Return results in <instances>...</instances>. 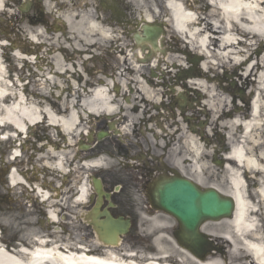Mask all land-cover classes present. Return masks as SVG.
Listing matches in <instances>:
<instances>
[{"label": "bare ground", "instance_id": "6f19581e", "mask_svg": "<svg viewBox=\"0 0 264 264\" xmlns=\"http://www.w3.org/2000/svg\"><path fill=\"white\" fill-rule=\"evenodd\" d=\"M6 1L0 0V12L3 10ZM143 1L145 10H142V13L144 20L155 21L165 18L162 16L167 14L168 18L163 20L168 24L171 31L180 38L175 39V41L180 43V40H182L189 51H198L197 53L203 58L199 68L195 69V71L199 69L197 72L201 74V79L187 81V86L182 95L189 102L188 96L189 93H192L189 92V88L200 91L201 94L199 95L204 100L201 105L198 102H196V105L203 107L204 112L209 110L213 113V108L217 106V109H219V103H222V109L220 108L222 114L216 121L222 120L221 125L226 131L227 140L233 143L228 153L226 165L223 167L228 187L226 190H221L217 186L206 184L203 180V173L206 169L200 163L203 156L202 147L194 135L190 136L187 143L188 152L192 157L189 168L196 174L195 178L190 179L200 187L216 189L222 194L230 195L235 199L236 211L234 217L230 221H224L227 224V228L219 234V237L230 242L233 249L231 254H235L234 258L239 264H264V234L255 217L258 209L256 205L251 204L246 198L245 191V175L249 171L258 177L257 194L264 201V181H262V176L264 175V52L260 57H254L250 53L245 61H235V56L248 52L257 44L260 49L264 47V0H212L211 5L203 4L200 8L192 7L188 0H166L163 6L159 4L160 1L156 0L158 2L156 7H152L149 0ZM28 4L30 5L31 2ZM46 6L51 11L48 2ZM86 6L88 7V5ZM209 8H213L212 11ZM204 11L207 14L205 17H201L200 14L201 12L204 13ZM60 17L57 19V16L56 21L72 32L73 38L69 36V39L76 43L85 40L89 41L87 35L91 39L97 36L103 39L112 38L110 29L100 19L96 18L91 10H85L84 15L69 11ZM212 18H215L217 22L212 23ZM42 34L43 32L40 30L37 35L31 36L29 40L32 43H39L38 37ZM81 34L85 36H81ZM236 35L242 36L243 40L238 41ZM3 45L0 43V48ZM176 46L179 49L181 48L179 44ZM243 48L248 50L244 51L242 50ZM13 55L18 60L23 59L30 62L33 60V58L23 56L17 51ZM167 58L171 59V56L168 55ZM51 61L56 71L63 69L59 56H55ZM217 61L221 62L222 67H228L227 65L231 64L234 65L233 68L244 66L247 63L241 69L243 73L239 75L238 79L243 81L244 87L252 86L253 88L249 111L247 108L242 107L240 101L233 100L231 103H227L228 98L224 95L227 92L225 88L222 87L221 89L219 87L216 89L213 85L208 84L212 82V79L206 74L213 69V65L217 64ZM165 65H168V62ZM132 69H135V67L133 66ZM251 77H255V83L251 81ZM50 79L51 77H45L47 84H50ZM126 81L101 82L102 84L96 85L92 91H85L84 93L86 94L83 98L82 94L74 92L77 96L72 94L74 99L70 102L66 101L65 109L58 112L45 105L42 101L28 99L21 89L14 90L6 80L0 55V125L3 128L4 139L9 138L8 135L11 133L20 136L19 132L24 133L31 126H38V122L41 121V124L46 123L50 129H56L60 137L66 136L71 141L76 135L83 133V129L80 127L84 124L83 118L85 116L89 115L90 117L101 113L108 116L109 119L112 116L118 117V122L122 121L125 126L118 130L116 128L118 122L113 121L112 128L115 132L123 135L126 133L127 127L130 126V115L128 118L124 110L117 109L116 100L111 96L110 86L113 84L114 88H116L119 84H122L121 90H125L124 86L134 87V90H138L144 97L146 104L150 102L148 99L154 93L156 95L158 93L153 88L155 85L151 84L150 81L148 86L144 83L140 85L139 81L133 78H126ZM136 84H139L137 89H135ZM244 94L242 98H245ZM131 97L134 98L133 96ZM155 98L156 96L153 95L152 99L154 101ZM77 99H79V102ZM132 101L134 100L132 99ZM164 107L163 105L162 108ZM144 110L146 114L148 110ZM211 122L213 121L211 120ZM46 139L47 145L42 146L43 155L40 156V159L52 161L49 166L50 169L52 168L51 170L54 172L65 175L67 173L66 162H68V156L63 151H55L59 148L58 143L53 142L49 137ZM8 140L11 141L10 138ZM65 143H67V139ZM48 147L50 148L49 150H47ZM18 153L19 151L15 150L11 153V156H17ZM75 159L77 158L74 157ZM107 164L108 162L105 159L99 157L76 167L74 172L103 168ZM9 174L11 186L14 188L22 185L27 187V183L20 177L21 172L13 169ZM91 190V184L83 178L76 190L75 203L85 204ZM39 194L41 197L47 196L41 191H39ZM49 217L51 222H54L53 224L57 221L59 222L55 211H50ZM29 226H31L30 223H28L27 228L29 230H26L24 240L30 241L29 244L33 243L31 251L21 249L15 255H11L0 247V264H144V262L146 264H170L173 262L174 256H176L162 251L160 245L157 244L158 252L154 256L141 257V260L125 261L121 257V252L117 251L119 245L116 247L103 246L99 242L98 244L102 246L101 255H90L86 253V249L76 248V243L70 246L53 245V243L47 245V241L42 240L43 238L35 237L36 231ZM202 232L208 235H215L206 224L202 227ZM80 250L84 252H80ZM240 251L244 253L242 259L236 256ZM181 252L189 256L195 264H223L219 260L211 259L205 262L198 261L192 258L185 250L181 249ZM179 263L186 264L183 260H179Z\"/></svg>", "mask_w": 264, "mask_h": 264}, {"label": "rangeland", "instance_id": "374dc122", "mask_svg": "<svg viewBox=\"0 0 264 264\" xmlns=\"http://www.w3.org/2000/svg\"><path fill=\"white\" fill-rule=\"evenodd\" d=\"M25 1L26 0H18V3L21 6ZM128 1L131 5V9L135 11L136 16L141 19L143 15L142 10H145L143 3L144 1ZM158 1H160L159 4L163 6L164 0ZM189 1L194 2L195 0ZM47 2L49 8H51V11H49L48 7L46 6ZM87 3H89V6H91L93 2H91V0H38V4L36 5L34 2L31 10L37 8L41 10V18L44 23L41 25L24 21V19L20 17L21 12L17 7L16 2H14L13 0H7L4 4L3 10L0 12V43H2V45L4 44L3 47L0 48V55L3 63V69L5 71V77L9 76V79L12 81L14 75H16L15 73H17V76L22 79L23 84L28 82L26 86L23 85L20 87L22 88V93L28 99L42 101L45 103V105H48L50 108L58 112L59 110L63 111L65 109L67 103L66 101L70 102L72 99H74L73 97L76 95L74 92L82 94L83 98L86 94L84 93L85 91H92L93 88L98 85L96 83L99 81V77H102L100 74H97L98 72L109 73L110 75L113 71L121 73L120 70L117 71V68L119 67L117 64H114L115 68L113 69L111 68V65H107V63L111 64V62H109L110 60H116L115 54H113L112 52L104 53L105 47L98 46L100 43L106 45L110 39H103L100 36L91 39L89 35H87V39L89 41L85 40L81 41L80 43H76L69 39L70 37L73 38L72 32H70L67 27L62 25L60 22L56 21L57 16V19H59L61 18L60 16L68 13L69 11H72V13L76 14L80 13L82 15L85 14V10H91L92 13H95L92 7L86 6ZM149 3L152 5V7H156V4L158 2L156 0H149ZM203 4H209V0H196L194 2V7L200 8ZM209 9H211L212 11L213 8ZM206 14L207 12L204 11V13L201 12L200 16L205 17ZM211 22L214 23L217 22V20L215 18H212ZM44 25L45 27L50 29L49 33H46ZM40 30L43 32V34L39 35L38 37L39 43L36 44V46L32 45L31 41H29L28 38L37 35V32ZM82 35L83 34H81V36ZM239 38L243 40L242 36ZM12 41L13 43H17L16 46L15 43L13 45ZM17 46L25 47V50L28 49V54H23L21 51H19V53H22L21 55H24L26 57L33 58V64L27 63L22 59L18 60L13 55L16 51L18 52V49L15 50ZM180 46L181 48H183L182 43H180ZM242 50L247 51L248 49L243 48ZM195 52L197 53L198 51H192V53ZM263 52L264 47L260 49L258 48L257 44L248 52H244L242 55L235 56V61H245L250 53L254 57H260ZM168 55H172L171 59L175 60H170L169 62V64L172 63L173 65L177 64L175 63L176 61H178L176 57H181L180 53ZM55 56H59L61 59V66L63 68L61 71H56L53 68V62L51 60L55 58ZM182 61L183 60H180L179 62H181L182 64ZM246 64L244 66H237L236 68H233L234 65L231 64L227 65L228 67H222L221 62L217 61V64L213 65V69L207 72L212 80L217 76L221 77L222 86L227 89L229 88V90H227V93L224 94L228 98L227 103H231V101L233 100L232 94L234 92H236L237 101V97H239L240 91L244 92L247 97L251 98V95L253 93L252 86L244 87L243 81H240L238 79L239 75L243 73L241 69L245 67ZM26 67H28V69H25ZM19 68H22V73L18 72ZM145 68L146 70H148L147 66ZM170 71L173 75L176 73L173 68H170ZM19 73H21L22 76ZM45 77H51L50 84L46 83L47 81L45 80ZM126 78H133L134 80H137L136 74L132 76L125 75L122 79H120V75H118L116 78V82H118L119 80L126 81ZM104 80H106V78H104ZM109 81L112 82L113 80L109 78ZM251 81L255 83V77H251ZM88 83L90 85H88ZM143 83L147 85L144 81ZM232 84H236L234 89L231 88ZM137 86L138 85L135 86V89H137ZM215 87H217V85ZM20 88H16L14 84V90H18ZM126 90L128 89L126 88ZM178 90L182 89L179 87ZM133 91H136L133 92L132 95H134L137 100L134 104H130V107L131 105L138 106L140 109V113L139 115H137L127 111L126 114L128 118L130 115V119L135 120L136 118L141 116V112L144 113V109L149 110L151 104H145L143 102L144 97L140 94V92H138L137 90ZM153 95L156 96L155 101L152 99ZM153 95L148 99V101H154V103L159 102L158 104L163 103L160 102L162 97L160 96L159 92L157 93V95L156 93H154ZM112 98L115 99V97ZM77 100L79 102V99ZM130 100L132 101V98ZM164 101L166 102V104H170V101L168 99L164 98ZM200 101L203 100L201 99ZM116 104L118 103L116 102ZM128 107L129 106L125 104L124 111L126 110L125 108ZM242 107L246 108L244 104H242ZM197 108L201 109L202 107ZM220 108L222 109V103H219V109H217V106L216 108H213V113L211 111H207L206 113L208 115V119H210V121H213L211 127L217 128L218 125L223 135L226 133V131L221 125L222 120L216 121V119L222 114ZM197 111L198 109L194 111V114H196V116H199L197 114ZM161 112L162 115L166 116L167 118L168 112L163 110L162 108ZM199 118L202 120H207V118L203 117V115L201 114ZM83 119L84 124L80 128L83 129V132L87 134L89 130L100 129V127H102L101 125H103L107 121L101 114L90 117L89 115H87ZM179 120L181 122V118H179ZM162 122H164L165 125L169 124V120L165 118L162 119ZM124 126L125 124H122V121H119L117 125L118 129L123 128ZM127 129L129 128L127 127ZM27 133L28 135L25 140H23L22 137L19 136L17 140L12 139V141L8 142L0 141V168L2 167V165H8L7 163H3L6 162L7 158L2 159V153L9 154L10 152L11 155L13 151L18 149L21 157L12 161L11 163L9 162L11 167L15 166L18 171L26 173V175H28L29 177H32V175H37L40 180L46 178V172L48 173L47 175L57 174L53 170H50L49 166L52 164V161H44L40 159V156L43 155L41 148L42 146L47 145L46 138L49 137L53 142H57L60 145L58 151H63L68 156V162L66 163H68L70 166L67 167V172L71 169L75 170L76 167L82 165L83 162L85 163L87 161H92L99 157L105 159V161L108 162V164L103 168H98L95 170L93 169L89 171L79 170L78 173L73 172V177H75L76 175L78 180L84 175H94L100 171L105 170L113 172L115 174L114 177L125 178L128 175L134 174V172L136 174V171L133 170V168L135 167L131 166L132 163H127L128 159L126 158V151L131 152V150H133L132 146L137 142V139L135 137H127V133H124L122 135V141L117 139L116 136H112L109 139H104L103 142L95 145L94 148L91 149L88 153L81 152L82 157H84L83 161L77 160L74 162L70 161L73 159L71 153L73 151V147L76 144L77 138H79L78 135H76L75 139L73 138L71 141H69L67 138L68 142L62 144L61 137L57 133L56 129H50L46 123L39 124L38 126H32ZM18 143L21 144L19 147L17 146ZM141 144H143L144 147L147 146V144L144 142H142ZM49 149L50 148L48 147L47 150ZM177 149L182 153L181 157H178V159H181L182 157L185 158L184 152L185 149H187V144L180 142L177 145ZM79 151L83 150L78 149L77 152ZM95 151L98 152V154L96 157H92L91 154H93ZM122 163L123 165H120ZM184 173L189 177H196V174L193 173L189 167L184 170ZM249 176L251 179L250 181H248V184L251 188L252 186H255L254 184H256L255 181L258 177H256L252 173H250ZM203 180L206 182V184L210 186H217L221 190H226L228 187L224 170L214 166L207 167L205 175L203 176ZM54 181L55 180L52 179V182ZM16 189L19 190L23 188H11L10 191H12V193H15ZM76 190L77 188H66V200L61 199V202L59 201V196L56 195L57 193L54 195V193L51 192V197L52 199L55 198V200L50 203V205L52 206H49V210H55L59 214V224L61 226L65 224V221L68 222L69 225L66 232H63L62 229H60L58 232H55V230L48 232L46 231V229H40L39 226L34 225L36 236L39 237L44 235L42 236L44 237V240L50 238L49 240H51L55 245L62 244L70 246L71 244L76 243L81 244L83 247L89 248L90 250L98 248L95 253L100 254L99 249L102 248L101 246H99V241L95 239V234L85 220V213H83V218L79 215L80 210H82V212L88 211L90 207L88 206L89 200L86 204L83 205L75 203ZM254 190L255 188H251L250 191L253 192ZM119 192L120 193L117 195L118 207L113 210V213L120 216H132L134 217V222H132V226L128 234L122 238L117 251L121 252L129 249L145 255L155 254L158 252L157 244H159L162 251L167 252V254L176 255L174 256V263L179 264L178 261L183 260L186 264H195V262H193L191 258H189V256H186L181 252L182 248L171 236V230L175 227V221L173 219L161 213H149L148 206L146 205L141 195L140 188H119ZM28 206L29 205H27V207H24L23 214H21L20 216H14V214H11L10 216L4 215L3 218H0V229L2 233L0 235L1 245L22 248L20 245L23 244V241L25 239L24 236L27 232L26 230H29L27 227H25L24 224L22 225V223H25L29 220L31 221L29 216L30 207ZM14 217H16V219ZM10 218H12L13 220H11ZM79 218H82V220H80ZM72 223H75L76 225H73ZM206 225H208L211 231L215 233L214 236L216 238H218L219 234H221L224 229L227 228V224L224 221L208 222L206 223ZM57 227H59V225H57ZM48 235H50V237ZM236 256H238L239 259H242L244 257V253L240 251ZM191 257L193 258V256ZM231 257L233 259V262L231 264H239L236 258H234L235 254H232ZM210 259L219 260L222 262V258L215 254L209 257L207 260Z\"/></svg>", "mask_w": 264, "mask_h": 264}, {"label": "flooded vegetation", "instance_id": "af4514ba", "mask_svg": "<svg viewBox=\"0 0 264 264\" xmlns=\"http://www.w3.org/2000/svg\"><path fill=\"white\" fill-rule=\"evenodd\" d=\"M15 2L19 9L22 8L19 5L18 0H15ZM93 3L95 7L94 12L96 13V18L100 19L102 23L105 24L112 32V38H110L107 44L103 45L100 43L98 46L105 47L104 53L112 52L113 54H115L116 60H110L109 62H111V64L107 63V65H111V68L113 69L115 68L114 64H117L119 66L117 68V71L120 70L121 72L119 73L113 71L111 72V75L109 73L98 72L97 74H100L102 76L99 77V81L104 80V78H110L114 81H117L116 78L118 75H120V79H122L125 75L132 76L136 74L138 80L144 81L146 84H148L150 81L151 84L155 85L153 88L161 93V96L171 101V104L168 103L169 111H167V118L165 116V119L169 120V124L165 125L159 122L160 112L158 111L157 106L154 104H151L146 114L142 113L141 116H139L135 120L130 119V127L127 130L126 136H129V138L135 137L137 139V142L133 144V150H131V152L126 151V158L128 159L127 163H132L131 166L135 167L133 168V170L136 171V174L134 172V174L122 178L114 177L115 174L111 171H100L97 174H94V176L100 179L102 187L106 190V192L111 193L110 200L114 205L111 212L113 216H119L114 214L113 210L118 207L117 195L120 193L119 191H115L114 188H140L142 196L147 203L148 212L155 213V211L150 207V205H148L147 202L151 188H154L155 184L158 181L173 177L180 173H182L186 178H190L184 173V170L190 165L189 160L186 159L189 157V149L188 147L187 149H185V158L182 157L181 159H178V157H181L182 155V153L177 149L178 143L183 142L187 144L189 141L188 139L192 134L197 135L198 140L201 141L200 144L206 153L205 156L202 157L201 161L202 164L207 165L206 167H216L213 164L216 162L221 165L222 163L225 164L227 161L225 155L229 150L228 147L225 146L224 142H222V136L216 134L217 129L211 127L212 125H210L209 123L208 115L205 113V115H203V111L197 108L195 104L192 103L191 105L189 104V106L186 107L185 114H187L188 112L190 118L188 116H184L185 114L175 113L173 109V91L177 86H181L184 88L183 83L186 81V77L188 75L183 76V79L177 76V73L181 67V62H175L177 64L174 65L172 63L169 64L170 60L173 59H168L167 55L177 54V52H180L176 44L173 42L171 32H164L159 37L158 43L160 51L156 54V64L153 71L150 69L146 70V64L141 63L142 57L138 55L137 50L135 49L136 44L134 42V36L136 32L140 31L137 25L140 19L136 16L135 11L131 9L129 1L94 0ZM33 5L34 3L31 2V5L26 12L20 11V17L28 23H34L38 25L44 24L38 8L31 10ZM163 19L165 18H162V20ZM44 29L46 33L50 32V29L45 27V25ZM185 61L187 62L188 59L185 58ZM167 62L169 66L166 65L167 68H164V71L161 72V65L165 63L167 64ZM131 66H134L135 69H132ZM170 68H173L176 71L174 75L171 73ZM156 77L159 78L157 79ZM99 81L96 84H100ZM170 84L172 85L170 86L172 87L171 90H165L164 92V90L160 88V86L166 87V85ZM120 87H122V84H119L116 88H114L113 86V88L111 89V96L115 97L116 102L119 104H116L117 108H122L121 110H124V106L125 104H127L129 107L125 108V112L128 111L132 114L139 115L140 109L138 106L131 105L130 107V104H134L137 100L135 96L132 95L134 89L130 88V86H124L125 90H121ZM126 88L128 90H126ZM131 96H133L134 98H132ZM131 98L134 101H131ZM189 100L191 102H195L197 100L200 101L201 98L195 91L194 93H189ZM197 109V114L199 116L200 114L203 115V117H206L207 120H202L199 118V116H196V114H194V111ZM178 115H181L183 117L182 122H178ZM101 126L102 127H100V129L98 130H91L90 132L92 134L85 136V138H78L77 145L82 146V143L90 144V146L86 148V153L93 149L95 145L103 142L104 139H109L112 136H116L117 139L122 141L119 133L113 130L112 123L106 121ZM100 132L105 133L106 137L103 140L97 139V136ZM208 132L211 136L208 135ZM142 142L146 143L147 146L144 147V145L141 144ZM207 153H211V155H207ZM97 154L98 152L95 151L91 155L97 156ZM73 155H78L79 160L84 159L81 153L75 154L73 152ZM9 156L10 152L9 154L2 153L1 155L2 159L7 158L6 162L3 163H7L8 165H2V167L0 168V218H3L4 215L10 216L11 214H14V216H20L21 214H23L24 207H27V205H29V216L31 219V221H27L31 225L29 227L34 229V225H37L40 227V229H43V227L48 225L47 231L50 230L46 212L49 210V206H52L50 205V203L54 201L55 198L52 199L41 197L39 191L43 193L47 192L48 197L52 196L51 192H53L54 195L57 193L56 195L59 196V201L61 202V199L66 200V188H77V184L79 182L77 176L75 175V177H73V173H66L65 175L60 174L61 176L58 175L59 173L55 175H47L48 173L46 172V178L40 180L37 175H32V177H29L28 175H26V173L21 172L22 177L27 181V187L24 185L15 187H20L23 189H16V192L12 193V191L10 190L13 187L9 184L8 180L9 170L11 168L9 164ZM68 165L69 164H67V166ZM52 179H54L55 181L52 182ZM248 188H250V186ZM251 188L253 189L256 187L252 186ZM94 200L95 196L93 198V201ZM104 206H106V203H104L103 207ZM79 215L80 217H82V210H80ZM125 217L129 218L131 223L134 222V217L129 215H126ZM14 218L16 219V217ZM10 219L13 220L12 218ZM79 219L82 220V218ZM27 222L22 223V225L24 224L25 227H28ZM64 223L65 225L63 226V229L64 232H66L69 224L67 221H65ZM72 224L76 225L75 223ZM220 252H222V258L227 261L229 258L228 247L225 243H223V241L222 250H220Z\"/></svg>", "mask_w": 264, "mask_h": 264}, {"label": "water", "instance_id": "95a60500", "mask_svg": "<svg viewBox=\"0 0 264 264\" xmlns=\"http://www.w3.org/2000/svg\"><path fill=\"white\" fill-rule=\"evenodd\" d=\"M145 39L136 37V42H147L153 48L156 47L154 40L160 32L158 28H151L148 24L142 27ZM103 134L99 135L102 138ZM94 190L98 195V201L93 209L91 225L96 231L99 240L106 245H117L119 237L126 234L130 226L129 220L123 218L114 219L105 211L99 214V206L102 196L109 198L101 188L98 180H93ZM151 205L172 216L178 223L176 233L177 242L196 258L203 259L210 254L212 242L200 229L206 221H220L232 217L235 209V201L230 197L222 196L214 189L201 190L189 180L173 177L163 179L155 184L150 191ZM97 216H104L99 221Z\"/></svg>", "mask_w": 264, "mask_h": 264}]
</instances>
